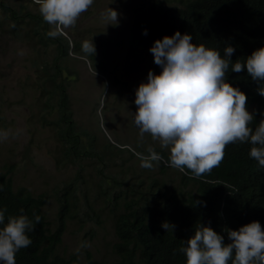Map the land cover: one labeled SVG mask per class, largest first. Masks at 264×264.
Masks as SVG:
<instances>
[{
	"label": "trees",
	"instance_id": "trees-1",
	"mask_svg": "<svg viewBox=\"0 0 264 264\" xmlns=\"http://www.w3.org/2000/svg\"><path fill=\"white\" fill-rule=\"evenodd\" d=\"M31 0H0V50L5 51L6 44L11 42V49L18 48V43L29 45L35 50L29 58L32 61L33 79L29 85L33 104L41 103L44 107L38 113H33L35 122L46 127L49 123L56 126V146L54 155L61 165L73 164L78 172L76 178L59 188L55 194H35L29 186H17L14 179V167L2 164L0 172V211L4 212V227L11 217L26 216L32 222V231L26 230V235L32 243L16 253V264H186L182 248L200 225L210 227L223 237L227 246L232 241L228 231H238L252 222H258L264 231V167L249 155L250 143H230L225 148L222 162L211 172L195 177L185 169L182 175L191 190L172 194L166 197L158 210L173 223V230L165 231L150 211L152 198L156 190V176L152 168H141L135 172L129 167L132 176L128 181H120L113 175H104L97 166L92 167L88 160L98 158L103 154L88 129L73 121L72 112L64 105L67 96L61 90L67 78L77 69L65 64L68 57V42L61 35L52 38L47 33L52 30L39 11L29 8ZM146 6V0H145ZM152 12L146 11L143 4L141 19L136 29L142 34L145 46L151 48L155 41L164 37H172L174 33L188 34L191 43L204 45L216 50L221 58H225L224 49L233 47V55L229 57L230 64L226 72L225 82L238 89L247 97L246 109L253 115L249 127L255 130L264 120V82L254 81L248 75L246 68L241 72L232 71L236 62L245 63L254 51L264 48V0H147ZM142 15H146L143 20ZM9 21L10 23H7ZM147 33L146 35L144 33ZM79 49L74 46L73 50ZM80 53V52H79ZM93 62L98 63L96 56L88 55ZM76 59V58H75ZM144 63L137 64L145 69L151 68L154 61L149 51V58H142ZM148 65V66H147ZM152 69V68H151ZM66 72L63 74V72ZM110 80L114 72L104 70ZM128 91L136 92L140 84H123ZM104 87V86H102ZM100 100L91 105H98ZM56 105L59 115H52ZM111 140L102 149L108 148ZM140 147L136 150L148 155L153 149L168 162L169 154H161L160 147ZM104 151V150H101ZM166 155V156H165ZM129 157H136L129 152ZM139 158L137 159L138 162ZM97 162L96 164H98ZM158 165L157 162H153ZM90 168L91 170H88ZM88 171V176L82 173ZM147 171V172H146ZM82 180L80 190L78 181ZM92 182L95 199L102 198L116 210L117 233L121 241L115 244L111 259H99L86 247L82 258L71 253L63 243V233L67 221L73 217L82 220L88 218L94 209L87 197L88 184ZM111 188L116 193L110 191ZM79 192L85 199L83 209L77 208L75 194ZM97 194V196H96ZM51 198H55L51 201ZM76 199V200H75ZM55 209L56 222L54 228L46 220ZM40 222H35V217ZM49 223V226H48ZM94 235V233H92ZM92 238V236H90ZM111 255V253H110ZM2 264V262H0ZM228 264H230L228 262Z\"/></svg>",
	"mask_w": 264,
	"mask_h": 264
},
{
	"label": "clouds",
	"instance_id": "clouds-1",
	"mask_svg": "<svg viewBox=\"0 0 264 264\" xmlns=\"http://www.w3.org/2000/svg\"><path fill=\"white\" fill-rule=\"evenodd\" d=\"M31 1L32 3H28L29 8L35 11L33 5H36L38 7L36 10L39 11L43 20L53 26L47 35L52 38L61 35L67 40L69 54L64 63L70 67H76L71 65L70 62L76 63V60L80 59L88 63L86 60H90L92 65L97 68V63L88 58V55L95 56V47L92 40L85 41L84 35L71 37L69 34V32H74L75 29H78V25H75L76 21L82 13L88 10L93 0ZM145 7L146 11L152 12V7L147 5V0ZM142 12L143 7L139 16L136 17L138 22L141 19ZM118 15L115 10L108 8L103 19L117 24ZM142 17L143 20H146V15H142ZM6 22L10 23L9 21ZM65 29L67 33L64 32ZM136 31L138 32L137 29ZM138 33L142 36L140 31ZM144 34L146 35L147 33L145 32ZM191 40L192 37L190 35H181L176 32L172 37L166 36L162 40L154 42L149 51L153 55L154 63L162 68L161 73L154 75L149 71L147 81H142V83L136 80L133 83L126 81L127 85L140 84L134 93H132L133 91H128L126 85H124L122 91L117 92L119 95H123L122 92L124 91L129 92L130 96L136 95L134 103L137 106V111L134 114L133 122L139 129L141 137L137 136L135 141L129 143L120 142L113 138L115 143L111 140L112 144L105 148L109 149L108 153L101 151L105 149L98 145L100 152L103 154L102 160H104L105 154L108 155L107 164H101L102 160L98 158L88 160L92 163V167L97 166V169L102 173L103 170L100 165L108 168L113 165H122L116 162V158L124 150L128 153H134L141 161L142 168L153 169V162H157L158 165L154 164L156 190H154L150 211L153 213L157 223L165 231L173 230L174 226L169 224L173 222L158 210L160 204L158 205L157 201L162 203L166 197L172 194L178 196L180 192L184 193L192 188L189 183H186L184 176L180 172H184L187 169L195 177L211 172L213 168L218 167L222 162L226 146L237 141L250 143L252 145L249 152L250 157L255 159L261 167H264V120L255 130L250 128L249 124L253 122V115L246 109V95L225 82L226 72L230 64L229 57L233 55L235 49L231 46L226 47L224 49L225 58H221L218 51L208 49L204 45L196 46L191 43ZM74 46H78L79 49L73 50ZM146 47L149 46L146 45ZM128 61L132 65L131 61ZM93 66L92 71L95 75ZM136 67L133 66L131 68ZM245 68L252 80L264 82V48L254 51L246 59L245 63L236 62L232 65V71L236 73L241 72ZM107 69L109 68L104 67L98 72L100 77H102L101 86L108 89L110 85H116L122 79L115 69H109L114 72V76L111 75L113 79L110 80L108 75L104 74V70ZM64 73L66 72L64 71ZM76 74L77 72L73 75ZM70 78L71 76L67 78V83H64L61 94H66L67 100H65L66 104L64 105L72 112L73 116V109L70 107L71 97L69 96ZM259 94L264 96V91H259ZM98 99L100 100L98 105H90L94 115L96 117L102 116L107 125L111 120L115 119L114 121L121 123L122 127V114L126 110L127 105H120L119 110L116 107V112L113 111L112 116L110 107L108 111L103 110L104 98L102 93ZM111 103L115 104L117 101ZM128 107L130 108V106ZM54 112L56 113L54 114ZM51 113L52 115L50 114V116L52 117L59 115L56 105L53 106ZM118 122L115 123L116 128L120 125ZM93 125L94 123L90 122L88 114L86 129L90 126L88 130L91 135L94 131ZM46 127L50 129L52 137L56 141L57 127L50 123ZM145 133L149 135L142 140ZM150 138L159 140L161 147L153 144ZM108 140L110 141V139ZM143 141L147 142L148 146L151 145L150 148L160 147L161 154L167 152L163 148H168V162L162 164L165 160L153 149L148 150V155L140 154L136 150V146L143 147ZM30 144L31 139L27 144V149ZM129 144L134 146V150ZM0 149L2 148L0 147ZM27 149L26 151H28ZM2 151L0 150V153ZM25 157L26 163L34 164L31 156L25 153ZM97 162L99 163L96 164ZM2 164L13 166V172L15 171L14 163L3 162ZM168 169H172L174 174L179 176L178 182L170 180V183H175L174 185L166 184L156 175L157 173H165ZM20 172L25 173V168H22ZM77 172L75 168V178ZM124 172V170H120L119 174ZM82 175L85 176L83 170L82 173L80 171V179ZM104 175H113L116 176L117 180H120L117 175L112 173H105ZM78 182L82 184V180ZM78 187L80 190L79 184ZM110 191L113 194L116 193L114 188H111ZM76 194H79V192ZM107 205L110 206V204ZM114 209V206L111 205L110 218L115 225L117 224V213ZM74 211L72 209V218L67 221L66 230L63 234L67 233L69 223L73 219L82 220L79 216L73 217ZM4 219V212L0 211V224L4 223ZM53 219L56 222V216H53ZM35 222H40L39 216L35 217ZM26 230L32 231L33 227L32 222L24 215L9 218L4 227L0 229V262L2 264H16V253L22 248H27L32 243L31 239L26 235ZM116 234L119 241H121L117 229ZM228 238L232 242L225 246L222 236L218 235L210 227L200 225L195 230L194 235L185 242L187 246L182 248V252L186 257V264H228V262L230 264H264V231H262L258 222H252L240 227L238 231H228Z\"/></svg>",
	"mask_w": 264,
	"mask_h": 264
},
{
	"label": "rangeland",
	"instance_id": "rangeland-1",
	"mask_svg": "<svg viewBox=\"0 0 264 264\" xmlns=\"http://www.w3.org/2000/svg\"><path fill=\"white\" fill-rule=\"evenodd\" d=\"M161 0H155L157 3ZM145 0H93L92 5L88 10L80 15L75 25L78 29L74 32H69L71 37L83 36L85 41H91L95 47V56L98 63L95 68L90 60L88 63L76 60L70 64L76 66V75L70 78L69 96L70 107L73 109V121L82 125L86 129V121L88 114L90 122H93L95 141L98 145L104 146L109 143V140L114 139L120 142H133L137 136L141 137L139 129L134 124V114L137 111V106L134 101L136 95H129V92L122 91L123 83L134 80L147 81L148 72L151 71L154 75H159L162 71L160 66H157L154 61L151 68L142 69L137 66L139 63H144L143 57L149 58V49L144 46L143 37L136 31L138 19L136 17L142 11ZM34 8H38L33 5ZM115 10L118 15V22L114 24L103 19L107 9ZM134 19V20H133ZM132 20V22H131ZM67 33V30H64ZM137 34V36H135ZM18 48L11 49V42L6 44L5 51L0 50V147L3 150L0 153V166L3 162L14 163V179L17 186L25 185L34 189L35 194L47 193L48 195L55 194L62 187L63 183L70 182L75 178V168L73 164L61 165L55 159L56 142L52 137L48 127H42L41 123L35 122L36 118L32 115L43 110L41 103L33 104L32 94L38 97L39 93L32 92L30 88L33 79V69L30 67L32 61L29 58L35 50L29 45L18 43ZM137 55H139L137 57ZM131 61L132 65L129 63ZM95 72V75L92 71ZM137 66L136 68H131ZM148 66V65H147ZM104 67L115 69L116 73L122 79L120 83L109 86L108 89L101 86L102 77L100 73ZM102 93L104 98L103 110L108 111L111 108L116 112V107L120 109V105H127L126 110L122 114L123 124L118 121L111 120L108 125L102 116H95L92 112L91 104L100 97ZM128 94V95H127ZM125 100V98H127ZM117 101V103H111ZM127 101V103H126ZM130 106V108L128 107ZM88 112V113H87ZM56 112H54L55 114ZM118 114V113H117ZM52 116H50V119ZM118 122L116 128L115 123ZM90 129V126H88ZM149 134L145 133L142 140L147 138ZM31 139V144L27 149V144ZM153 144L161 147L159 140L150 138ZM134 150V146L129 144ZM143 147H147L148 143L143 141ZM26 149L28 151H26ZM169 152L168 148H163ZM109 150V149H108ZM105 149V152H109ZM25 153L31 156L34 164L26 163ZM104 160L101 164H107V154L104 155ZM136 157H129L127 151H122L116 158V162L121 166L113 165L112 167H102L103 173H112L118 176L120 181H128L131 179L132 173L129 172V167L137 172L141 167V161L136 160ZM25 168V173L20 170ZM90 170V169H89ZM120 170L125 172L119 174ZM152 174H155V166L153 163ZM160 180L168 185L170 180L179 181V176L175 175L172 169H168L165 173L156 174ZM87 178L88 171L85 172ZM79 185H82L78 183ZM89 192L87 197L90 204L95 199L96 189L92 182L88 184ZM113 192V190H111ZM55 198H51L53 201ZM77 208L80 210L85 206V199L81 194H76ZM96 216L92 211L88 218L79 220L73 219L69 223L68 231L64 234L63 243L67 250L77 254L82 258V252L86 246L99 259H111L115 244L119 242L116 234L115 225L110 218L111 205L108 206L102 198L95 199L94 204ZM47 216V220L51 223L50 228H54L55 221L53 214ZM94 233V235H92ZM92 236V238H90ZM111 253V255H110Z\"/></svg>",
	"mask_w": 264,
	"mask_h": 264
}]
</instances>
